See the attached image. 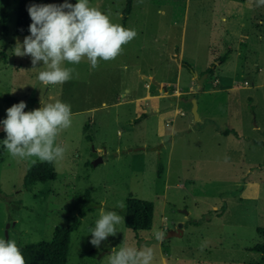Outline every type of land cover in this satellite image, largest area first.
<instances>
[{
	"label": "rangeland",
	"instance_id": "rangeland-1",
	"mask_svg": "<svg viewBox=\"0 0 264 264\" xmlns=\"http://www.w3.org/2000/svg\"><path fill=\"white\" fill-rule=\"evenodd\" d=\"M89 6L120 25L124 0H89ZM16 8V0H0V121L11 107L4 98L11 97L26 103L25 112L66 103L72 123L54 141L65 153L51 162L53 179L29 189L22 187L23 175L39 160L11 157L0 124V238L17 246L49 240L55 226L77 214L87 191L99 204L70 233L68 264H109L114 252L99 248L112 244L151 247L153 264H175V257L179 263L264 264L261 253L252 249L264 245L256 233L264 227V6L257 7L256 0H133L129 24L137 35L120 55L99 61L94 70L86 58L79 64L64 62L62 67L73 69L71 79L47 86L37 78L47 70L43 62L33 68L31 57L13 54L16 43L28 36L14 33ZM179 51L194 69L212 71L201 85L194 83L193 93L181 94L175 114L172 96L159 100L162 108L153 114L149 100L121 102L132 87L144 92L148 74L168 81L169 90L177 74L179 85H187L192 72L178 71ZM134 68L140 71L131 75ZM235 72L231 90H213L221 86L216 78ZM256 73L260 88H252ZM255 92V101L249 102L247 95ZM191 97L197 120L191 116ZM171 117L172 135L171 124H165ZM129 118L136 120L127 123ZM93 151L103 158L96 165ZM128 196L152 203L150 228L133 232L122 220L114 236L93 247L90 230L100 208L121 215L117 205ZM179 223L183 233L167 236ZM153 229L164 234L162 241L154 238Z\"/></svg>",
	"mask_w": 264,
	"mask_h": 264
},
{
	"label": "clouds",
	"instance_id": "clouds-1",
	"mask_svg": "<svg viewBox=\"0 0 264 264\" xmlns=\"http://www.w3.org/2000/svg\"><path fill=\"white\" fill-rule=\"evenodd\" d=\"M256 6H264V0H256ZM31 24L29 35L16 43L13 54L29 56L33 68L39 62L47 70L38 73L44 85L63 84L71 79L73 69L62 67L64 62L79 64L86 58L94 70L99 61L114 60L122 46L132 41L137 33L111 22L108 15L89 6V0H77L73 5L32 4L27 8ZM26 103L21 101L6 109V119L0 121L6 134L2 144L13 158L22 160L36 157L40 162L63 159L65 149L54 146L57 135L71 126V106L61 101L49 103L39 109L25 112ZM36 161L33 160V164ZM117 207L124 209L120 202ZM123 217L115 211L101 209L100 218L90 230L89 243L99 248L101 242L117 233L116 225ZM153 236L162 241L164 234L153 229ZM151 247H121L110 256L109 264H153ZM0 264H25L20 248L12 239L0 238Z\"/></svg>",
	"mask_w": 264,
	"mask_h": 264
},
{
	"label": "trees",
	"instance_id": "trees-1",
	"mask_svg": "<svg viewBox=\"0 0 264 264\" xmlns=\"http://www.w3.org/2000/svg\"><path fill=\"white\" fill-rule=\"evenodd\" d=\"M16 19L14 24V33L17 35H29L28 27L31 24L27 8L32 5L48 4V0H16ZM132 0H124V6L121 10V24L124 26L127 14L130 12ZM3 28L5 21L2 20ZM225 57L219 59L223 62ZM182 64L189 69L187 62L182 61ZM211 67H207L204 73H210ZM4 100L10 105L19 103L18 100L11 97H6ZM227 132V131H226ZM225 133V132H224ZM54 177L52 163L36 162L31 164L25 171L22 178V187L29 189L37 182L46 183ZM124 209H118L123 217V224L126 228L133 232L147 230L151 225L153 205L150 201L128 196L125 198ZM99 203L92 201L88 192H84V200L77 214L73 216L72 220L64 226H55L49 240H39L33 242H26L18 245L21 253L24 256L25 264H68L67 256L69 249L70 233L77 228L81 217L86 211L91 210L92 206H97ZM256 233L264 239V227H257ZM137 236V235H135ZM254 251L260 252L264 257V245H256L252 248Z\"/></svg>",
	"mask_w": 264,
	"mask_h": 264
},
{
	"label": "crops",
	"instance_id": "crops-1",
	"mask_svg": "<svg viewBox=\"0 0 264 264\" xmlns=\"http://www.w3.org/2000/svg\"><path fill=\"white\" fill-rule=\"evenodd\" d=\"M132 3H133V0H132ZM132 3H131V8H132ZM131 8H130V11H131ZM131 16V14H130V12L127 14V17H126V20H125V24H124V26L121 24V13H120V25L122 26V27H124V28H126V29H130V24L129 23H131V21H132V18L130 17ZM131 19H130V18ZM134 23V22H133ZM136 25V24H135ZM177 68H178V71H181V69H182V67H184L186 70H188V71H190V72H192V74H190V76L188 77V80H187V85L186 84H183V86H181V85H179L180 83V80H179V76H178V74H177V76H176V80H175V82H174V87H173V89L172 90H169V87L167 86L168 84H169V82L168 81H165L164 79H161V78H158V79H156L157 81V83L159 84V85H155L154 83H151L149 80H147V79H145V78H143L144 80H145V85H144V92H141V91H138L137 92V89H135V87H132L131 88V91H133V93H131L130 94V96L127 98V99H124L123 101H121L123 104H126V103H134V102H141V101H150V102H148L147 103V106L151 109V112H150V114H153V113H156L157 111H159V109L160 108H162V104L161 103H159V100H161V99H163V98H166V97H168V96H172V97H174V99H175V102H174V108H173V111H172V115L173 114H175L176 112H177V109H176V106L179 104V100H181L182 99V97H181V99H180V96H181V94H191V93H193L194 91H195V89H194V83H196L197 84V79H198V77L196 78V76L197 75H202V74H207V73H204V70L207 68H202V69H200V70H196V69H194V67L189 63V62H187V61H185V60H183V59H181L180 57H181V55H182V53H181V51H179L178 53H177ZM215 59L216 58H214V60L213 61H215ZM182 61H185V62H187L188 64H189V66H190V68L189 69H187L183 64H182ZM218 63V62H217ZM220 63V62H219ZM213 69H214V66H213ZM140 71V69L139 68H134V69H131L130 70V72H131V75H133V74H135V73H137V72H139ZM194 71V72H193ZM214 71V70H213ZM209 74V73H208ZM207 74V75H208ZM237 75H238V73H234L231 77H229V78H227L226 76H223L222 77V75L221 76H219L218 78H216V80H218L220 83H221V86H215L214 88H213V90H228V89H230L231 90V88L233 87L232 86V84H230V83H232V82H236L235 80V78L237 77ZM257 75H258V73H256L254 76L256 77L255 78V81H253V84H252V88H260V86L261 85H263V83L262 82H259L260 80H258V77H257ZM253 76V77H254ZM147 77L148 78H151V79H153L154 78V76H152V74H148L147 75ZM205 80H206V78L203 80V87H204V85H205ZM196 81V82H195ZM244 82V84L246 83L245 81H243ZM186 85V88H180V87H184ZM216 87H219V88H217L216 89ZM238 87H241V88H243L244 86H238L237 85V87L236 88H238ZM181 89H185V90H181ZM212 89V88H211ZM197 90H205V89H197ZM123 91L125 92V94L127 95V94H129L128 93V91H130L128 88H123ZM248 96H249V98H251V101H249V102H253V101H255V99H256V97H257V94H256V92L255 93H250V95H247V99L248 100H250L249 98H248ZM117 99V98H116ZM115 103H120V101H116ZM143 105H144V103H142L141 105H140V108H142L143 107ZM252 108V107H251ZM196 110H197V108H196ZM180 113H182V112H180ZM197 113H198V110H197ZM191 116H192V114H191ZM200 117V115L198 114V118ZM197 118V119H198ZM193 119V118H192ZM136 119H126V122L127 123H129L130 121H132V122H134ZM194 120V119H193ZM167 123H170L171 125H170V129H169V134L170 135H172L173 133H174V124H173V117H171V118H168V119H166L165 120V124H167ZM257 127V126H256ZM162 145V144H161ZM158 150H159V146H158V148H157ZM102 160H103V158H102ZM101 160V161H102ZM100 209H102V208H100ZM183 230H184V228H182V233H183ZM158 246H160V247H162V242H160V243H158ZM97 248H95L94 250H96ZM101 249V250H100ZM103 249V250H102ZM99 250L100 251H105L106 253L108 252H110V253H112V252H116V251H119L120 250V247H117L116 245H114V244H112V245H110V246H103V247H100L99 248ZM99 262V261H98ZM174 262H175V264H178L179 263V258H177V257H175V260H174ZM163 263H165V262H163ZM179 264H201L199 261L198 262H192V261H188L187 259H183V261L182 262H180Z\"/></svg>",
	"mask_w": 264,
	"mask_h": 264
},
{
	"label": "water",
	"instance_id": "water-1",
	"mask_svg": "<svg viewBox=\"0 0 264 264\" xmlns=\"http://www.w3.org/2000/svg\"><path fill=\"white\" fill-rule=\"evenodd\" d=\"M204 76H205V74H202V75H200V76L198 77V79H197V83H198L199 85L202 84V79H203ZM145 79L149 80L151 83H154L155 85H159L154 79H151V78H148V77H145ZM190 101H191V102H190V103H191V105H190V112H191V114H192V118H193L194 120H197V118H198V113H197V110H196V108H197V104H196V99H195V97H191ZM91 155H92V162H91L92 165H96L98 162H100V161L102 160L101 156H98L94 151L91 152ZM181 227H182V224L179 223V224L177 225L176 229L168 230V231H167V236H179V235H181V233H182V231H181V230H182Z\"/></svg>",
	"mask_w": 264,
	"mask_h": 264
}]
</instances>
